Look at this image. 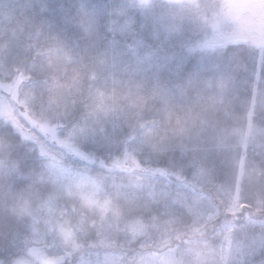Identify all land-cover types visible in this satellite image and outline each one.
Returning <instances> with one entry per match:
<instances>
[{"label":"snow or ice","instance_id":"snow-or-ice-1","mask_svg":"<svg viewBox=\"0 0 264 264\" xmlns=\"http://www.w3.org/2000/svg\"><path fill=\"white\" fill-rule=\"evenodd\" d=\"M0 0V264H264V11Z\"/></svg>","mask_w":264,"mask_h":264},{"label":"rangeland","instance_id":"rangeland-1","mask_svg":"<svg viewBox=\"0 0 264 264\" xmlns=\"http://www.w3.org/2000/svg\"><path fill=\"white\" fill-rule=\"evenodd\" d=\"M234 2L245 5H256L257 8L251 9V11H264V0H234Z\"/></svg>","mask_w":264,"mask_h":264}]
</instances>
